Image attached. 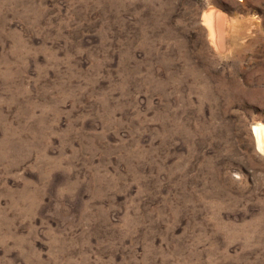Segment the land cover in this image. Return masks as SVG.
Wrapping results in <instances>:
<instances>
[{"label":"rangeland","instance_id":"1","mask_svg":"<svg viewBox=\"0 0 264 264\" xmlns=\"http://www.w3.org/2000/svg\"><path fill=\"white\" fill-rule=\"evenodd\" d=\"M256 125L264 0H0V264H264Z\"/></svg>","mask_w":264,"mask_h":264},{"label":"bare ground","instance_id":"2","mask_svg":"<svg viewBox=\"0 0 264 264\" xmlns=\"http://www.w3.org/2000/svg\"><path fill=\"white\" fill-rule=\"evenodd\" d=\"M251 23L252 21L248 20L249 25L245 29L243 37L240 38L241 44L245 43L244 40L255 37L252 33ZM242 25L245 24L239 21L235 22L216 10H209L203 14V26L206 28L208 44L219 56L225 57L234 53L238 45L235 26L241 27ZM252 135L256 141L257 150L264 152V126H253Z\"/></svg>","mask_w":264,"mask_h":264}]
</instances>
